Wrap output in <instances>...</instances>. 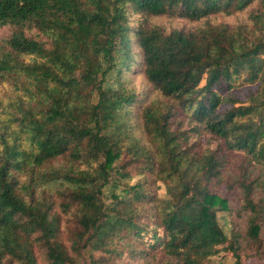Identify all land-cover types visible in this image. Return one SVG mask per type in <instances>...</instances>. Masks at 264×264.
<instances>
[{
	"label": "trees",
	"instance_id": "16d2710c",
	"mask_svg": "<svg viewBox=\"0 0 264 264\" xmlns=\"http://www.w3.org/2000/svg\"><path fill=\"white\" fill-rule=\"evenodd\" d=\"M255 2L256 37L154 21ZM7 26L0 82L16 94L0 99V264H36V247L49 264L86 250L89 264L156 250L174 264H216L221 250L243 264L247 244L264 258V84L235 92L264 81V0H0ZM134 44L152 91L127 84ZM159 182L167 198L151 191ZM237 193L248 228L227 234L218 214Z\"/></svg>",
	"mask_w": 264,
	"mask_h": 264
},
{
	"label": "rangeland",
	"instance_id": "374dc122",
	"mask_svg": "<svg viewBox=\"0 0 264 264\" xmlns=\"http://www.w3.org/2000/svg\"><path fill=\"white\" fill-rule=\"evenodd\" d=\"M258 6V3L255 2L253 5L248 6L243 11L237 12L232 15H226L224 12L212 14L208 17H205L201 20H192L189 18H183L180 16H171V15H164L160 16L154 19V21L162 26L166 32H169L175 28H183L185 30L195 29L196 27L203 25L207 21L220 24V23H226L231 26H236L239 24L246 25L245 27L248 30H251L250 34L252 37L261 36L263 33H261L259 27L260 25L255 23V21L251 17V10ZM11 32L10 27H0V41L5 36H7ZM31 33V31L29 32ZM35 33V32H34ZM132 51L135 54V64L133 69L127 73L128 77V86L133 88L136 92H144V91H152V87L145 77V74L142 70L141 64H136V62H140L142 59V54L140 49L137 48V46L134 44L132 46ZM140 60V61H137ZM264 81L261 80L256 84H245L242 85L240 88H236L235 92L237 90H240L241 94L245 97L251 95L252 93H256L258 87L260 85H263ZM234 92V93H235ZM156 93V92H155ZM15 90L13 86L7 82L1 83L0 82V99L7 100L11 96H15ZM158 97L156 94H153L150 98L151 101L157 100ZM261 174L264 176V173L257 172V174ZM143 176L140 174L134 175L133 179L130 181L132 184L135 183L137 180L142 178ZM225 186L223 187V189ZM151 191L156 194L158 198H167V190L166 186L159 182L158 184L153 185L151 188ZM225 191V189L223 190ZM259 192V191H258ZM231 210L229 211H223L218 214L219 221L221 226L223 227L224 231L227 234H231L232 227H236L241 232L245 233L248 228V218H249V212L245 211L242 207V198L237 193L234 198L231 200ZM149 204V203H147ZM148 206V205H146ZM148 208V207H147ZM145 220L148 221V219L145 218ZM70 217L68 215L63 216L62 220V230L59 235V238L64 242L66 246H70L71 241L69 240V233H68V227L70 223ZM68 225V227H67ZM262 233H264V229L262 230ZM254 247L247 246L242 251V261L243 264H264V258H258L259 256L254 254ZM90 251L86 250L83 252V254L80 257H77V264H89L90 263ZM36 254H37V263L36 264H49L47 260V256L44 253V250L40 249L39 247H36ZM73 254V252H72ZM99 252H94V256H98ZM214 263L216 264H233L234 257L232 253L226 252L224 250H221V252L214 257ZM146 259V260H145ZM141 258L139 260L136 259H128V258H119L117 259L113 264H144L147 262L148 264H174L175 260L168 255L164 254L160 250H156V253L154 255H150L147 258Z\"/></svg>",
	"mask_w": 264,
	"mask_h": 264
}]
</instances>
